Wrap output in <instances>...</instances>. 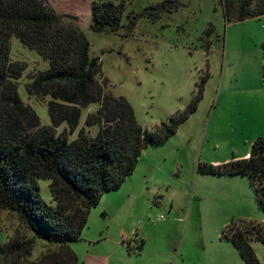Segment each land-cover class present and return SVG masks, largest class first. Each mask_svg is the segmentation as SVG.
Listing matches in <instances>:
<instances>
[{
    "label": "rangeland",
    "instance_id": "374dc122",
    "mask_svg": "<svg viewBox=\"0 0 264 264\" xmlns=\"http://www.w3.org/2000/svg\"><path fill=\"white\" fill-rule=\"evenodd\" d=\"M47 1L59 15L76 18L90 55L100 59L108 92L126 100L141 127L154 130L196 105L171 139L145 149L133 174L117 190L103 193L90 210L82 240L71 245L79 253L78 264L85 258L82 252L102 258L105 251L116 250V242L126 254L132 243L135 254L139 233L148 241L143 245L145 256L130 259L135 264H160V256L152 255L173 249L175 264H244L222 232L232 223L263 222L249 180L197 171L199 165L244 159L253 143L264 138V17L226 23L220 0H122L121 28L108 34L90 30L96 0ZM165 1L176 2L172 13L162 11L156 21L137 18ZM133 17L135 26L129 29ZM10 55L23 68L18 94L41 125L48 126L49 99L31 98L25 92L30 78L47 70L48 63L15 39L10 40ZM96 108L92 105L89 112ZM96 133V128L90 131L91 136ZM48 186V181H38L41 199L53 206ZM161 216L167 225L155 226ZM19 226L13 212L0 211V246ZM251 246L264 264V245ZM54 248L34 238L30 260Z\"/></svg>",
    "mask_w": 264,
    "mask_h": 264
},
{
    "label": "trees",
    "instance_id": "16d2710c",
    "mask_svg": "<svg viewBox=\"0 0 264 264\" xmlns=\"http://www.w3.org/2000/svg\"><path fill=\"white\" fill-rule=\"evenodd\" d=\"M220 4L226 23L264 17V0ZM175 6L176 2L165 1L137 18L156 21L162 11L172 13ZM123 10L122 0H96L90 30L117 33ZM137 18L130 20L129 29ZM74 19L56 13L47 0H0V211L13 212L20 224L0 246V264H78L71 245L82 240L90 210L103 193L117 190L133 174L145 149L171 139L196 108L191 105L154 130L141 127L126 100L108 92L100 59L90 55V44ZM11 39L48 63L47 70L38 71L25 85L29 97L49 99L48 126L41 125L18 94L23 68L11 59ZM261 49L264 84V42ZM92 105L97 108L89 112ZM61 126L65 129L58 134ZM93 128L95 136L90 135ZM197 173L249 180L263 222L232 223L223 229L222 238L244 264H260L251 243L264 245V138L253 143L244 159L222 166L199 165ZM40 180L48 181L53 206L41 199ZM34 238L55 248L31 261Z\"/></svg>",
    "mask_w": 264,
    "mask_h": 264
},
{
    "label": "crops",
    "instance_id": "0c3cea01",
    "mask_svg": "<svg viewBox=\"0 0 264 264\" xmlns=\"http://www.w3.org/2000/svg\"><path fill=\"white\" fill-rule=\"evenodd\" d=\"M90 110V109H89ZM247 156V155H246ZM163 218V217H162ZM164 226V225H167V222H164V220L162 219V221H156L155 222V226ZM137 237L135 239L136 241V250L134 251L135 254H133V250H132V243H130L128 246H127V253H124L122 251V247L119 245L118 242H116V250H110V251H105L104 253L101 254V257L102 258H97V257H94V256H90L88 253V251L86 250V253H83L82 254L84 255V259L82 261V264H135L133 261L134 260H131L130 262V259H134V258H140V257H144L145 254H143L144 250H143V245L145 243H147V237H145V235H143L142 233H139V234H136ZM139 241H142L141 244L139 245ZM145 242V243H144ZM122 251V255H121V252ZM172 252H175V250L173 249V251H171L170 253H167V254H157V253H154L152 256L154 255H157V256H160L159 259H160V264H175V261L173 260L172 258ZM76 253V252H75ZM78 254V262H79V253ZM76 254V255H77ZM130 254H133V255H130ZM151 256V255H150Z\"/></svg>",
    "mask_w": 264,
    "mask_h": 264
},
{
    "label": "built area",
    "instance_id": "2783aa9c",
    "mask_svg": "<svg viewBox=\"0 0 264 264\" xmlns=\"http://www.w3.org/2000/svg\"><path fill=\"white\" fill-rule=\"evenodd\" d=\"M160 219H162V216L160 217Z\"/></svg>",
    "mask_w": 264,
    "mask_h": 264
}]
</instances>
